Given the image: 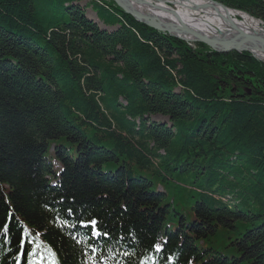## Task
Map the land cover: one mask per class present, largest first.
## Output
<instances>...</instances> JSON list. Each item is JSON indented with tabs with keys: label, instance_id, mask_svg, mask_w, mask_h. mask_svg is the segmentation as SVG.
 Returning a JSON list of instances; mask_svg holds the SVG:
<instances>
[{
	"label": "trees",
	"instance_id": "obj_1",
	"mask_svg": "<svg viewBox=\"0 0 264 264\" xmlns=\"http://www.w3.org/2000/svg\"><path fill=\"white\" fill-rule=\"evenodd\" d=\"M216 1L264 23V0ZM48 251L264 264V62L111 0H0V264Z\"/></svg>",
	"mask_w": 264,
	"mask_h": 264
},
{
	"label": "bare ground",
	"instance_id": "obj_2",
	"mask_svg": "<svg viewBox=\"0 0 264 264\" xmlns=\"http://www.w3.org/2000/svg\"><path fill=\"white\" fill-rule=\"evenodd\" d=\"M144 1L162 8H174L175 15H172L162 10L146 7L133 0L126 3L134 11L152 16L165 28L175 25L180 21L193 33L196 32L209 37H219L229 42L240 40L247 35H261L264 37V31L247 15L233 9L224 8L210 0ZM174 32L187 41L192 39L189 35L183 34L180 31ZM255 55L256 59L264 62L263 51H256Z\"/></svg>",
	"mask_w": 264,
	"mask_h": 264
},
{
	"label": "water",
	"instance_id": "obj_3",
	"mask_svg": "<svg viewBox=\"0 0 264 264\" xmlns=\"http://www.w3.org/2000/svg\"><path fill=\"white\" fill-rule=\"evenodd\" d=\"M102 1H106V0H102ZM111 1H113L124 13L132 16L136 21L142 22L146 24L147 26L152 27L160 32L167 33L169 35L180 38L184 41H187V40L177 35L174 31H180L183 34L189 35L192 39L187 42H190V43L200 42V43L207 45L209 48L217 52H232V51L238 52V53L243 52V53H249L255 57H256L255 55L256 51L264 52V37H262L261 35H247L245 37H242V39L240 40L229 42L219 37H209L206 35H202L200 33H196V32L193 33L190 31V29H188L184 25V23L180 21L175 25L165 28L161 26L157 22V20L153 18L152 16L143 15L131 9L130 6H128L126 3L132 0H128L127 2H124L126 0H111ZM133 1H136L146 7H151L154 9L162 10V11H165L166 13L175 15V11L173 9L166 8V7H163V8L158 7L144 0H133ZM210 1L224 8H227L223 4L218 3L214 0H210Z\"/></svg>",
	"mask_w": 264,
	"mask_h": 264
},
{
	"label": "rangeland",
	"instance_id": "obj_4",
	"mask_svg": "<svg viewBox=\"0 0 264 264\" xmlns=\"http://www.w3.org/2000/svg\"><path fill=\"white\" fill-rule=\"evenodd\" d=\"M214 1H216V0H214ZM216 2H218V1H216ZM84 2H82V4H83ZM218 3H220V2H218ZM222 4V3H221ZM169 5H171V4H169ZM224 5V4H223ZM225 6V5H224ZM171 7L173 8V6L171 5ZM225 7H227V6H225ZM227 8H229V9H233V10H235V11H239V12H241V13H244L245 15H247L249 18H251L253 21H255L257 24H258V26H259V28L261 29V30H263L264 31V23L262 22V20H260L259 18H255V17H253V16H250L249 14H247V13H245V12H243V11H241V10H238V9H234V8H230V7H227ZM174 9V8H173ZM86 16L88 17V18H91L92 20H94V21H96V17H95V14L88 8L87 10H86ZM97 22V21H96ZM98 23V22H97ZM98 25L100 26V27H103V28H105V29H107V30H111L112 28H106L105 26H103L101 23H98ZM188 43H190V42H188ZM195 43H200V42H195ZM201 44H203V43H201ZM205 45V44H204ZM207 46V45H206ZM211 49V48H210ZM217 52V51H216ZM232 52H234V51H232ZM236 53H238V52H236ZM243 53V52H242ZM247 54H249V53H247ZM250 56H252L251 54H249ZM252 57H254L255 58V56H252ZM152 120H154V121H159V122H163V121H166V118L165 117H161V116H153L152 118H151Z\"/></svg>",
	"mask_w": 264,
	"mask_h": 264
},
{
	"label": "snow or ice",
	"instance_id": "obj_5",
	"mask_svg": "<svg viewBox=\"0 0 264 264\" xmlns=\"http://www.w3.org/2000/svg\"><path fill=\"white\" fill-rule=\"evenodd\" d=\"M96 223L97 222L95 220H92L89 222V224L91 226L92 235L93 236H100V235L107 236L108 235L107 233H101L96 229V227H95ZM4 228H5V231H7V225H5ZM21 243H23V242H21ZM36 248H39V245H36ZM157 250H159V249L157 248ZM93 251H95V249H93ZM29 255H33V253H29ZM40 259L42 260V259H44V257H41ZM30 264H40V260H37L34 258L32 261H30ZM47 264H58V261L56 259L55 254L51 251H48Z\"/></svg>",
	"mask_w": 264,
	"mask_h": 264
}]
</instances>
